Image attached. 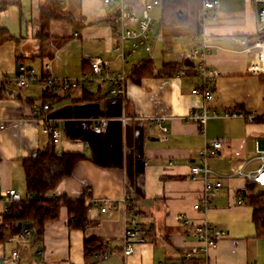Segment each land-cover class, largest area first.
<instances>
[{"label": "crops", "instance_id": "1", "mask_svg": "<svg viewBox=\"0 0 264 264\" xmlns=\"http://www.w3.org/2000/svg\"><path fill=\"white\" fill-rule=\"evenodd\" d=\"M25 1L0 10V26L16 36L0 44V76H14L23 63L33 67L37 77L26 86L5 84L7 88L0 92V121L5 125L0 129V189L14 188L21 197L31 196L21 161L51 143L39 119L47 115L60 132L59 140L53 142L56 152L80 153L83 159L45 197L66 194L77 199L87 194L90 199L117 203L106 211L91 206L85 229H69L68 214L62 207L58 219L46 222L39 235L32 227L30 236L19 241L12 225L3 219L9 204L0 198V264H258V249L264 240L254 236L251 207L245 198L250 192L260 193L256 187L264 186L252 179L261 166L255 141L264 138V75L247 71L253 59L247 48L258 27L254 0H218L206 11L203 0H189L186 26L156 30L154 24L149 49L145 47L132 60L136 51L124 63L128 74L124 96L91 84L53 90L41 81L42 76L49 75L78 77L88 70L91 56L120 67L101 0H63V8L82 17L83 23L73 27L53 19L49 36L42 43L36 32L39 8L44 4L28 0L26 18L22 11ZM11 5L19 10L15 20L18 27L14 29L2 24ZM200 31L210 44L206 62L218 71L209 111L221 113L231 107L254 111L255 122L241 117H209L202 134L195 122L186 120L192 108L204 103L202 96L191 93L200 79L186 55L192 46L189 35ZM72 32L78 35L71 36ZM145 58L153 60L154 74L138 81L131 79L130 70ZM166 62L190 69L182 75H158ZM43 104L49 105L46 111L41 110ZM157 114L168 116L166 133L158 132L148 121L147 117ZM100 116L108 118L107 127L95 133L89 124ZM217 139L222 146L207 159L208 178L220 181L221 186L205 209L196 210L193 203L201 198L203 181L190 178L189 166L200 161L197 150L204 142ZM124 197L137 200L140 233L145 237L143 242H133L132 251L125 257ZM179 213L190 222L182 224L177 219ZM202 222L221 228L225 236L185 260V251L201 245L195 239L194 227ZM85 238L104 240L107 256L87 255ZM12 250L17 251L16 258L11 257Z\"/></svg>", "mask_w": 264, "mask_h": 264}, {"label": "built area", "instance_id": "2", "mask_svg": "<svg viewBox=\"0 0 264 264\" xmlns=\"http://www.w3.org/2000/svg\"><path fill=\"white\" fill-rule=\"evenodd\" d=\"M45 4L47 0H39ZM104 5L105 21L109 25L112 36V50L116 52L120 60V67L114 68L108 60L99 56H91L88 58V70L83 71L78 77L57 78L53 75L41 78L45 88L53 90L67 91L71 88H82L91 84L99 89L105 90L109 94L124 96L128 74L124 69V63L129 59L141 45H145L149 49L150 35L154 25V19L150 15V10L159 5V0H101ZM218 0H203V11L209 10L215 6ZM63 2V0H60ZM257 15V33L254 36L247 50L253 54V59L247 66V71L255 75H264V0H254ZM77 32H72L71 36H77ZM192 43L191 48L187 52V57L192 60L193 68L196 75L200 79V85L191 88V93L198 94L203 97L204 103L199 107L192 108L185 116L186 120L195 122L202 134L205 133V126L209 117H241L246 122L252 123L256 121L257 114L254 111H244L231 107L223 110L221 113L215 110L209 111L208 102L214 97V84L218 77V71L209 66L206 62V56L210 49V44L205 34L200 31L197 34L189 35ZM190 66L179 65L173 72L174 75H182ZM36 77L35 70L21 63L18 71L14 76L3 74L0 76V86L9 84L14 86H26ZM48 104L41 106L42 111L48 109ZM44 114V113H43ZM148 121L154 125L158 132L166 133L168 127L166 121L168 116L157 114L147 117ZM40 120L44 122L42 131L49 134L56 142L60 138V132L56 126L50 124V118L47 115H41ZM141 119V118H140ZM108 118L100 116L92 120L89 124L91 130L95 133H102L106 130ZM4 123L0 121V129L4 128ZM222 146L220 139L210 142H204L202 147L197 150L199 162H193L189 166L190 178H197L203 181V191L200 200L193 203V208L203 210L207 207L212 197L217 193L221 186L220 181H211L209 176V166L207 159L214 155ZM255 151L261 159V166L257 168L252 175V179L258 184L264 185V138L262 141H255ZM31 197V196H29ZM0 198L7 204L22 199L21 194L14 188L0 189ZM238 198V202H240ZM91 202L98 206L101 211H106L116 206V201H106L104 199L92 198ZM121 202L125 206L126 222L122 239V253L125 257L132 251L133 242L145 241V237L140 233V224L137 211V200L134 198L124 197ZM177 219L182 224H188L190 219L179 213ZM30 236V228L25 223L21 229L15 233V238L22 241ZM195 239L201 243L199 248L185 251L183 258L190 260L194 253L199 254L201 251L216 245V243L225 236V231L217 228L208 222H202L194 227ZM107 256V252L102 255ZM11 257H17V251L12 250ZM124 264V263H123ZM175 264H182L180 262ZM255 264V263H251Z\"/></svg>", "mask_w": 264, "mask_h": 264}, {"label": "trees", "instance_id": "3", "mask_svg": "<svg viewBox=\"0 0 264 264\" xmlns=\"http://www.w3.org/2000/svg\"><path fill=\"white\" fill-rule=\"evenodd\" d=\"M10 3L18 4L19 0H0V10L5 9ZM188 3L189 0H159V27L186 26L189 20ZM53 19L62 20L73 27H79L83 23L82 17L75 16L71 11L65 10L60 0H47L39 8L37 19L36 36L41 43L48 38L50 21ZM14 38H16L15 35L0 26V44ZM177 67L178 64L175 62H166L156 73L169 75ZM154 71L153 60L145 58L132 67L129 77L138 81L144 76L153 75ZM45 77L42 76V78ZM6 88V85L2 84L0 92ZM82 159L83 155L80 153H57L51 140L48 146L21 161L26 189L31 197H22L19 201L9 203L4 211L3 219L12 225L13 232H18L22 224L26 223L30 229L34 227L36 234L39 235L46 222L58 219L62 207L66 208L68 214L67 226L69 229H85L89 225L87 211L94 204L87 194L77 199L69 198L66 194H59L54 198L45 197V194L54 190L63 178L72 174L76 164ZM245 198L246 203L251 207L254 236L264 240V192H250ZM1 231L2 229H0V234ZM83 245L85 253L94 255L96 258H100L108 250L106 242L102 239L85 238Z\"/></svg>", "mask_w": 264, "mask_h": 264}, {"label": "rangeland", "instance_id": "4", "mask_svg": "<svg viewBox=\"0 0 264 264\" xmlns=\"http://www.w3.org/2000/svg\"><path fill=\"white\" fill-rule=\"evenodd\" d=\"M22 9H23L22 11L24 12V15H26L25 17L29 18L28 17V15H29L28 0H27V2L25 1V4H24ZM18 15H19L18 7L15 5H11L8 8L7 13L3 16L2 24L6 23V24L10 25L12 27L11 29H14V27H18V25L16 26V24H15V20H18ZM150 15L152 16V18L155 21L154 24H155V28L157 30V28H159L158 20L160 17V8L157 6L153 7L150 11ZM1 18H2V16L0 17V19ZM11 31H14V30H11ZM144 48H145V45H141L131 59L135 60L136 58H138L139 54L143 53ZM256 191L264 192V186H257ZM262 242L264 244V241H262ZM257 260H258V264H264V246H261V248L258 249Z\"/></svg>", "mask_w": 264, "mask_h": 264}]
</instances>
